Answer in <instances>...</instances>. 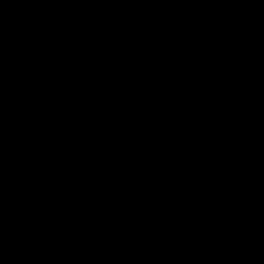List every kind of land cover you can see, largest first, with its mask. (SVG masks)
Returning a JSON list of instances; mask_svg holds the SVG:
<instances>
[{
  "label": "trees",
  "instance_id": "16d2710c",
  "mask_svg": "<svg viewBox=\"0 0 264 264\" xmlns=\"http://www.w3.org/2000/svg\"><path fill=\"white\" fill-rule=\"evenodd\" d=\"M0 264H264V0H0Z\"/></svg>",
  "mask_w": 264,
  "mask_h": 264
}]
</instances>
